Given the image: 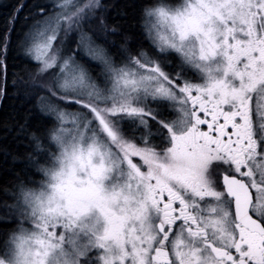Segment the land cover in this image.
<instances>
[{
	"label": "snow or ice",
	"instance_id": "6c2138e0",
	"mask_svg": "<svg viewBox=\"0 0 264 264\" xmlns=\"http://www.w3.org/2000/svg\"><path fill=\"white\" fill-rule=\"evenodd\" d=\"M33 7L0 264H264V0H144L134 34L104 0Z\"/></svg>",
	"mask_w": 264,
	"mask_h": 264
},
{
	"label": "trees",
	"instance_id": "16d2710c",
	"mask_svg": "<svg viewBox=\"0 0 264 264\" xmlns=\"http://www.w3.org/2000/svg\"><path fill=\"white\" fill-rule=\"evenodd\" d=\"M39 2L41 0H0V34L7 31L12 14L18 7L23 5L22 10L18 13V18L12 31L13 46L9 49L7 55L6 82L5 73L0 72V87H5L6 89L4 95L0 96V124H3L5 119L10 118L13 113L23 111L20 107L21 100L15 95L16 90L13 87V80L16 78V75L23 74L22 70L25 67V62L15 48V42L24 31L26 23H28L26 17L35 11L33 5ZM104 2L110 5L107 11L110 24L121 25L129 34L138 33V17L140 6L144 0H104ZM70 47H74V44L70 45ZM32 66L34 67V65ZM3 137L4 130L0 128V144L11 140L10 136L8 137V141L4 140ZM9 167L10 165L5 164L3 157L0 156V183L11 178L5 172V169ZM16 171H19V166H17Z\"/></svg>",
	"mask_w": 264,
	"mask_h": 264
},
{
	"label": "rangeland",
	"instance_id": "374dc122",
	"mask_svg": "<svg viewBox=\"0 0 264 264\" xmlns=\"http://www.w3.org/2000/svg\"><path fill=\"white\" fill-rule=\"evenodd\" d=\"M70 46V45H69Z\"/></svg>",
	"mask_w": 264,
	"mask_h": 264
}]
</instances>
